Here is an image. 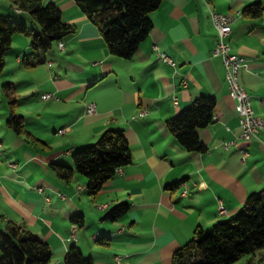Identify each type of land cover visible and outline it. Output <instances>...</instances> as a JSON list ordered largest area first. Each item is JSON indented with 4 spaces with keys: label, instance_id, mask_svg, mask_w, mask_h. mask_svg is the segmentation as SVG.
<instances>
[{
    "label": "crops",
    "instance_id": "crops-1",
    "mask_svg": "<svg viewBox=\"0 0 264 264\" xmlns=\"http://www.w3.org/2000/svg\"><path fill=\"white\" fill-rule=\"evenodd\" d=\"M255 1L264 7V0H162L149 14L148 36L126 59L109 52L97 26L74 0H43L55 4L76 30L63 39V48L54 43L47 62L34 68L21 65L30 49L28 36L14 34L5 53L0 73V232L8 222L25 226L50 245V264H64L72 246L92 264H114L116 255L121 264H172L173 253L196 228L208 230L236 214L249 193L264 188V127L249 141L223 147V142L238 139L241 126L225 67L212 55L217 33L210 9L236 14L226 41L233 53L246 58L240 80L264 122V10L255 18L243 13ZM0 9L21 16L28 29L35 27L9 2L1 1ZM4 82L13 84L14 112L39 142L7 125L11 106L2 91ZM45 93L51 96L43 98ZM201 95L215 97L214 120L198 130L206 150L189 152L166 120ZM107 129L124 132L132 157L98 193H87V180L78 172L64 180L50 170L51 162L72 166V154ZM122 202L128 209L119 219H103ZM75 214L83 215L82 225L71 220ZM249 260L264 264L253 255L235 264Z\"/></svg>",
    "mask_w": 264,
    "mask_h": 264
},
{
    "label": "trees",
    "instance_id": "trees-1",
    "mask_svg": "<svg viewBox=\"0 0 264 264\" xmlns=\"http://www.w3.org/2000/svg\"><path fill=\"white\" fill-rule=\"evenodd\" d=\"M17 13H26L35 27L27 26L14 14L0 12V73L5 66V53L12 37L20 33L29 37L30 49L21 58V65L34 68L45 64L53 44L75 32L74 24L62 18L60 9L43 0H5ZM86 18L97 26L111 54L129 59L152 28L149 14L162 0H74ZM18 9V10H16ZM264 7L255 1L243 13L259 17ZM2 91L11 106L7 125L27 140L37 141L24 127L23 116L14 112L15 88L11 82L2 84ZM216 99L201 95L176 115L166 120L168 130L186 151L204 152L206 146L198 130L214 120ZM131 149L122 130L107 129L96 141L72 154L73 165L51 162L49 168L59 178L69 180L75 172L86 180V191L93 196L116 171L131 162ZM128 209L118 203L106 211L103 219L115 221ZM72 221L82 225V214ZM245 255L264 259V188L247 195L242 207L232 217L214 223L210 229H195L190 240L172 255V264H233ZM52 249L25 226L8 222L0 232V264H50ZM64 264H92L90 257L72 246L64 256ZM249 260L247 264H251Z\"/></svg>",
    "mask_w": 264,
    "mask_h": 264
},
{
    "label": "built area",
    "instance_id": "built-area-1",
    "mask_svg": "<svg viewBox=\"0 0 264 264\" xmlns=\"http://www.w3.org/2000/svg\"><path fill=\"white\" fill-rule=\"evenodd\" d=\"M210 18L217 33L216 45L212 50V55L220 57L225 67L229 93L236 101L235 109L238 114L239 124L241 126V133L238 139L223 142V147L228 149L233 145H238V140L249 141L253 137H256L262 129V118L255 114L252 107L250 94L240 80V72L246 66V58L243 55L233 53L229 43L226 41L227 36L232 30V24L236 19V14L221 13L210 9ZM59 42L61 48H63V42ZM158 55L167 63H173V60L165 53H158ZM185 83L186 81H184V84ZM50 96L51 95L49 93L42 95L43 98H49ZM174 102H176L175 99ZM87 111L89 113L94 111L93 103L88 105ZM142 113L143 112H141V114ZM240 151L244 156L247 154L243 148H240ZM186 193L187 189L185 188L183 194L185 195ZM223 212L224 208L220 203L219 213ZM114 264H121L120 256H115Z\"/></svg>",
    "mask_w": 264,
    "mask_h": 264
},
{
    "label": "bare ground",
    "instance_id": "bare-ground-1",
    "mask_svg": "<svg viewBox=\"0 0 264 264\" xmlns=\"http://www.w3.org/2000/svg\"><path fill=\"white\" fill-rule=\"evenodd\" d=\"M16 10H18V9H16ZM58 46L61 48V46H60V42H58ZM263 127H264V122H263V120H262V128H263ZM59 131L62 132L63 129H60ZM183 192H184V190H183Z\"/></svg>",
    "mask_w": 264,
    "mask_h": 264
},
{
    "label": "rangeland",
    "instance_id": "rangeland-1",
    "mask_svg": "<svg viewBox=\"0 0 264 264\" xmlns=\"http://www.w3.org/2000/svg\"><path fill=\"white\" fill-rule=\"evenodd\" d=\"M1 1L4 2L5 0H0V2H1ZM1 10H2V9H0V11H1ZM14 15L16 16V14H14ZM17 18H18V19H21V16L18 15ZM27 38L29 39V37H27ZM1 85H2V84H1ZM8 104H9V103H8ZM234 264H235V263H234Z\"/></svg>",
    "mask_w": 264,
    "mask_h": 264
}]
</instances>
